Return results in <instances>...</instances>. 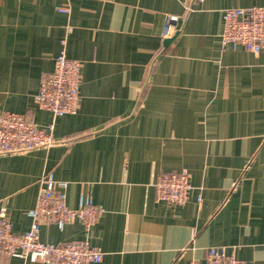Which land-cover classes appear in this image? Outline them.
<instances>
[{"label":"crops","instance_id":"crops-1","mask_svg":"<svg viewBox=\"0 0 264 264\" xmlns=\"http://www.w3.org/2000/svg\"><path fill=\"white\" fill-rule=\"evenodd\" d=\"M252 7L264 0H0V113L51 124L37 95L63 41L82 64L78 110L55 120V145L0 156L13 232L30 230L52 171L70 208L85 195L104 213L89 231L43 225L45 244L86 240L103 254L94 264H204L211 247L264 264V52L221 43L223 12ZM168 16L178 35L165 46ZM179 171L187 203L157 202L158 176Z\"/></svg>","mask_w":264,"mask_h":264},{"label":"built area","instance_id":"built-area-1","mask_svg":"<svg viewBox=\"0 0 264 264\" xmlns=\"http://www.w3.org/2000/svg\"><path fill=\"white\" fill-rule=\"evenodd\" d=\"M68 13L67 8H59ZM178 17L168 16L162 38L168 40L175 33ZM222 46L242 47L259 55L264 52V7L230 8L223 12ZM64 47L55 58L53 72L46 74L40 83L37 102L40 109L53 115V122L38 126L25 115L4 111L0 113V156L32 152L55 145V120L75 115L80 101L82 64L70 59ZM39 193L35 206L28 211L31 228L24 234L13 232L6 212L0 214V264L5 258H21L41 264H94L100 263L103 254L86 241L45 244L39 238L43 225H56L61 230L79 221L89 231L97 223L104 210L89 196H81L78 208L67 204L68 184L46 171L39 181ZM156 201L183 206L193 190L186 171L165 172L158 176ZM189 264H200L192 260ZM204 264H245L224 247L207 250Z\"/></svg>","mask_w":264,"mask_h":264},{"label":"water","instance_id":"water-1","mask_svg":"<svg viewBox=\"0 0 264 264\" xmlns=\"http://www.w3.org/2000/svg\"><path fill=\"white\" fill-rule=\"evenodd\" d=\"M177 35H178V34H177V33H175V35L173 36V38L166 40V41H165V46H167V45L171 44V43H172V41H173V40H175V38H176V36H177Z\"/></svg>","mask_w":264,"mask_h":264}]
</instances>
